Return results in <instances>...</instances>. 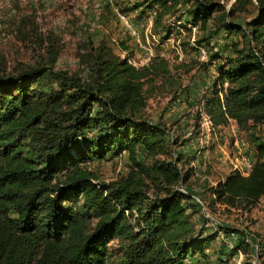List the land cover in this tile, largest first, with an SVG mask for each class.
I'll list each match as a JSON object with an SVG mask.
<instances>
[{
	"label": "trees",
	"instance_id": "16d2710c",
	"mask_svg": "<svg viewBox=\"0 0 264 264\" xmlns=\"http://www.w3.org/2000/svg\"><path fill=\"white\" fill-rule=\"evenodd\" d=\"M182 3L186 21L202 29L220 10L209 35L223 29L240 36L197 114H208L212 128L234 119L258 155L246 175L230 168L210 183L205 169L198 179L209 210L248 215L264 195V135L251 130L264 127V0H233L227 9L219 0H151L155 24ZM250 5L255 13L247 20H232ZM120 48L130 51L123 40ZM88 50L84 72L55 69L59 48L50 41L44 62L0 73V264H196L207 261L219 231L236 236L209 264H228L238 249L242 264L254 255L260 261L264 240L254 232L255 245L245 228L214 225L204 214L196 227L190 218L191 207L202 206L186 186L194 165L185 168L168 151L167 128L143 114L151 93L181 83L168 59L154 54L136 66L103 40ZM139 146L149 164L138 159ZM124 150L131 159L126 175L97 179L89 163Z\"/></svg>",
	"mask_w": 264,
	"mask_h": 264
},
{
	"label": "rangeland",
	"instance_id": "374dc122",
	"mask_svg": "<svg viewBox=\"0 0 264 264\" xmlns=\"http://www.w3.org/2000/svg\"><path fill=\"white\" fill-rule=\"evenodd\" d=\"M150 1L0 0V73L11 72L18 64L44 62L45 48L50 41L59 48L54 68L69 71L84 72L87 58L84 53L102 40L114 52L128 54L129 61L136 66L146 63L151 55L164 56L170 62L172 70L177 72L181 83L176 91L166 88L151 93L143 114L167 128L166 140H171L167 143L168 151L179 154L180 163L185 168L194 164L199 170L206 169L210 183H214L231 168L228 156L240 151L248 154L254 161L258 155L255 145L249 141L247 130L239 128L234 119L207 131L201 128V114H197L201 103L199 99L212 87L219 75L217 65L223 62L225 55L231 53L230 42L240 40V36L227 34L223 29L209 35L208 31L214 28L220 10L212 13L216 17L209 20L206 29L187 22V3L177 5L173 13L166 14L161 23L156 25V12L153 11L158 9V5L150 7ZM232 1L219 0L225 9ZM254 13L253 6L250 5L248 12L236 13L232 20L243 22ZM202 38L205 39L201 40ZM122 40L127 44L129 53L120 48ZM201 48L207 52L206 59L199 56ZM214 52H218L221 57H213ZM251 130L260 136L264 135L261 123L251 127ZM170 132H173V137H170ZM136 155L147 164L151 162V157L140 146ZM130 166L131 159L126 150L120 155L89 163V167L97 174V179L102 182L125 176ZM187 185L205 205L209 194L205 189L206 184L198 176H193L187 180ZM206 211H209L207 218L212 224L245 228L254 245L257 239L253 232L264 240V195L248 215H240L238 211L227 213L222 209L213 212L207 205L204 210L198 205L193 210L191 207L190 218L196 227L201 224L202 214L206 215ZM209 222L206 224V233H213V226ZM206 233L203 232V235ZM217 233L210 243L207 261L200 259V264L213 263L223 242L225 247H231L224 240L227 234L222 231ZM117 245V238L111 240V247ZM258 249L254 248L255 251ZM240 253L238 255L236 251L228 264H242L244 255L241 250ZM250 260V264H264V256L260 261L256 260L255 255Z\"/></svg>",
	"mask_w": 264,
	"mask_h": 264
},
{
	"label": "built area",
	"instance_id": "2783aa9c",
	"mask_svg": "<svg viewBox=\"0 0 264 264\" xmlns=\"http://www.w3.org/2000/svg\"><path fill=\"white\" fill-rule=\"evenodd\" d=\"M153 12L155 13V11H153ZM206 53L207 52L205 51V49L201 48V50L199 52L200 58L206 59V57H207ZM200 124H201V128H203V129H205L207 131H210L211 128H212L211 119H210L209 115L206 114L205 112H201V122H200ZM170 133H171L170 137H173V132H170ZM228 157H229V160H230V163H231V168L240 171L244 175L249 173L253 161H252L251 157L248 154H244V153L238 151L237 154H233V155L228 156ZM194 174H195V176H198L200 178L206 177V175L203 174V170H199V168H197L196 165H194ZM181 188L183 190H185V186H182ZM193 196H194L195 200L198 201L202 205V209L204 210L205 209V205L203 204V201L201 200V198L196 193H194ZM207 215H209V211H206V215L205 216L207 217ZM219 232L221 233V231H219ZM234 237H235V234L233 232H231L230 234L226 235V237H224V240L226 242H228L229 245H231V243H232L231 238L234 239ZM237 253H238V255H241L239 249H238Z\"/></svg>",
	"mask_w": 264,
	"mask_h": 264
},
{
	"label": "crops",
	"instance_id": "0c3cea01",
	"mask_svg": "<svg viewBox=\"0 0 264 264\" xmlns=\"http://www.w3.org/2000/svg\"><path fill=\"white\" fill-rule=\"evenodd\" d=\"M232 246V243H231ZM195 260H197L196 264H200V261H198L199 259L195 258Z\"/></svg>",
	"mask_w": 264,
	"mask_h": 264
}]
</instances>
